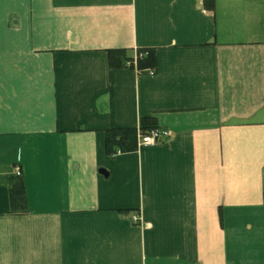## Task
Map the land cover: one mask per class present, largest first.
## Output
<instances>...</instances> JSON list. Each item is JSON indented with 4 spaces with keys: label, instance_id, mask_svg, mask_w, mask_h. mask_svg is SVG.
Returning a JSON list of instances; mask_svg holds the SVG:
<instances>
[{
    "label": "crops",
    "instance_id": "1",
    "mask_svg": "<svg viewBox=\"0 0 264 264\" xmlns=\"http://www.w3.org/2000/svg\"><path fill=\"white\" fill-rule=\"evenodd\" d=\"M206 3L0 0V264H264V0Z\"/></svg>",
    "mask_w": 264,
    "mask_h": 264
},
{
    "label": "trees",
    "instance_id": "2",
    "mask_svg": "<svg viewBox=\"0 0 264 264\" xmlns=\"http://www.w3.org/2000/svg\"><path fill=\"white\" fill-rule=\"evenodd\" d=\"M207 7L214 8L215 0H207ZM109 65L111 68H121L123 66L137 68L141 73L150 74L155 72L156 54L153 49H141L136 58H133L127 50L114 49L108 51ZM158 128L154 117H144L141 120L139 129L137 128H112L107 130L105 147L108 155H115L118 152L135 151L138 147V135L146 134L152 129ZM11 207L13 210H26L27 198L23 181L18 180L10 189Z\"/></svg>",
    "mask_w": 264,
    "mask_h": 264
},
{
    "label": "built area",
    "instance_id": "3",
    "mask_svg": "<svg viewBox=\"0 0 264 264\" xmlns=\"http://www.w3.org/2000/svg\"><path fill=\"white\" fill-rule=\"evenodd\" d=\"M154 71H150V74H154ZM171 136V132L168 129H162V128H155L152 129L150 132L146 134L140 133L138 135V146H149V145H155L158 143H161L168 139ZM15 172L17 176L22 175L21 169L17 166L15 167ZM133 222L134 223H140V216L139 215H133L132 216Z\"/></svg>",
    "mask_w": 264,
    "mask_h": 264
}]
</instances>
